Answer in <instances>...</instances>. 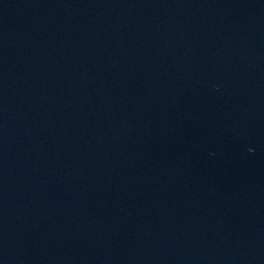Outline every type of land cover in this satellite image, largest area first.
Segmentation results:
<instances>
[{
  "label": "water",
  "instance_id": "obj_1",
  "mask_svg": "<svg viewBox=\"0 0 264 264\" xmlns=\"http://www.w3.org/2000/svg\"><path fill=\"white\" fill-rule=\"evenodd\" d=\"M0 264H264V0H0Z\"/></svg>",
  "mask_w": 264,
  "mask_h": 264
}]
</instances>
